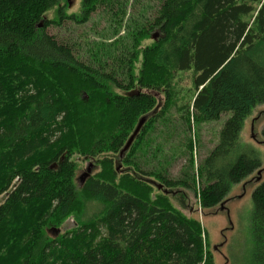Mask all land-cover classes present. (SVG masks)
Masks as SVG:
<instances>
[{
  "label": "trees",
  "instance_id": "1",
  "mask_svg": "<svg viewBox=\"0 0 264 264\" xmlns=\"http://www.w3.org/2000/svg\"><path fill=\"white\" fill-rule=\"evenodd\" d=\"M68 2L0 0V264H214L200 222L167 191L212 208L261 168L240 134L264 104V0H82L79 13ZM102 6L110 23L96 38L47 32ZM224 113L196 171L173 178L139 162L156 122L191 131ZM75 157L103 172L78 184ZM252 199L249 263L264 264V181Z\"/></svg>",
  "mask_w": 264,
  "mask_h": 264
},
{
  "label": "rangeland",
  "instance_id": "2",
  "mask_svg": "<svg viewBox=\"0 0 264 264\" xmlns=\"http://www.w3.org/2000/svg\"><path fill=\"white\" fill-rule=\"evenodd\" d=\"M68 5V13H79L82 0H69ZM102 10L93 13L91 19L85 24H77L74 20L69 19L64 21L62 26H50L47 32L64 42L68 39L80 41L86 34L89 39L96 38L98 36L96 31L100 33L105 31L110 23L108 16L105 15L108 10L103 6ZM46 15L54 17V11H50ZM182 74V85L188 89L191 86L192 72ZM168 115L176 117L175 109H170ZM229 116L230 113H224L219 119L208 121L197 127L191 122V131L187 128L186 130L178 121H172L166 124V127H162L160 123L156 122L155 130L149 134V137H159L150 144V149L147 152L139 154V162L148 170L168 171L173 178L183 176L187 170L188 173H191L193 169L196 171L210 150L217 144L220 130ZM263 128L264 104H261L246 119L240 134L242 144L255 151L260 158L261 168L248 178L233 184L223 203L212 208H203L199 197L192 190L173 188L174 191H167L175 206L188 218L200 222L206 232L205 240L208 241L207 247L212 253L214 264H250L249 257L253 247L252 195L255 188L264 181ZM189 138L194 146V165L189 164L188 161L187 142ZM105 156H100L98 159L101 160ZM81 158H74L79 165L76 173L78 184L81 175L87 171L88 167L92 169L91 175H100L104 169L101 163L97 162V166H95L91 161ZM118 171L121 172L119 169ZM258 171L261 172L260 178ZM120 174L122 173L118 172L116 177L121 176ZM4 199L5 194L0 196V204ZM101 207H103L102 204L91 203L90 211L96 212ZM73 225V219H68L64 228H70Z\"/></svg>",
  "mask_w": 264,
  "mask_h": 264
},
{
  "label": "water",
  "instance_id": "3",
  "mask_svg": "<svg viewBox=\"0 0 264 264\" xmlns=\"http://www.w3.org/2000/svg\"><path fill=\"white\" fill-rule=\"evenodd\" d=\"M155 37H156V35L153 36V38H155ZM143 123H144V119H142V120L139 122V124H138L136 130L134 131V133L132 134V136H131L130 139L128 140L127 144L125 145L122 154H123L125 151H127V150L129 149L130 145L132 144V142H133L134 139H135V136L138 134L139 130L141 129ZM54 166H56V165H54ZM91 166H92V164H91ZM91 172H92L91 167H88V168H87V171L84 172V173L81 175L80 179H81V182H82V183L85 182V180L91 175ZM260 175H261V172L258 171V176H259V178H260Z\"/></svg>",
  "mask_w": 264,
  "mask_h": 264
},
{
  "label": "bare ground",
  "instance_id": "4",
  "mask_svg": "<svg viewBox=\"0 0 264 264\" xmlns=\"http://www.w3.org/2000/svg\"><path fill=\"white\" fill-rule=\"evenodd\" d=\"M191 219V218H190Z\"/></svg>",
  "mask_w": 264,
  "mask_h": 264
}]
</instances>
